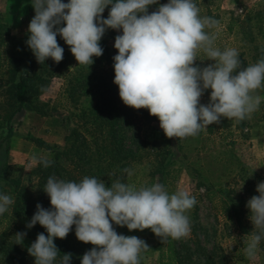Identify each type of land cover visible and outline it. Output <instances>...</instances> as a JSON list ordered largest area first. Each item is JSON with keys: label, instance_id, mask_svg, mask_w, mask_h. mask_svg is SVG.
<instances>
[{"label": "clouds", "instance_id": "1", "mask_svg": "<svg viewBox=\"0 0 264 264\" xmlns=\"http://www.w3.org/2000/svg\"><path fill=\"white\" fill-rule=\"evenodd\" d=\"M35 15L28 25L30 47L39 63L63 59L64 48L57 35L70 46L81 65H92L93 57L102 55L100 41L107 29H122L115 37L113 56L114 83L123 102L136 109L147 108L158 117L167 137L179 139L196 136L221 117L244 120L257 111L261 97L255 90L264 88V58L241 66L238 50L215 46L216 36L206 29L219 21L201 16L195 0H29ZM111 5L108 16L102 14ZM152 5L156 10L149 12ZM214 63L196 65L197 50ZM203 60V59H201ZM211 89L209 102L201 103L205 90ZM32 160L48 167L52 161L43 155ZM129 176L132 170H123ZM50 198V208L36 204L27 222L37 223L47 235L38 233L28 247L34 264H70L72 254L60 253L54 238H65L75 225L78 240L94 245L86 251L81 264H139L140 253L149 248L135 235L118 234L113 224L129 230L151 231L162 240H179L191 233L187 212L197 203L196 197L183 188L169 193L163 183L136 187L112 180L106 186L96 176L81 180L47 178L43 188ZM247 202L254 225L244 248L249 260H255L264 239V181ZM13 201L0 191V215ZM26 232L16 234L23 241Z\"/></svg>", "mask_w": 264, "mask_h": 264}, {"label": "rangeland", "instance_id": "2", "mask_svg": "<svg viewBox=\"0 0 264 264\" xmlns=\"http://www.w3.org/2000/svg\"><path fill=\"white\" fill-rule=\"evenodd\" d=\"M160 3H167V0H160ZM195 3L201 16L213 17L219 21L214 28L206 29L215 34V46L222 50L235 47L242 67L264 58V39L258 38L264 32V0H195ZM110 7L111 5L105 8L102 14L104 18L108 16ZM157 7L152 5L148 11L152 12ZM34 15L35 10L29 0H0V44L13 37L9 40V44L14 46L13 53L21 55L28 52L30 47L26 44L29 35L27 29ZM255 18L256 22L261 23L259 27L253 28L250 24ZM248 25L252 29L246 31ZM119 34H122V29L110 28L104 34L113 53L118 52L114 48V41ZM253 36L258 40L250 41ZM5 48L7 47L4 46L3 50ZM197 57L194 63L201 67L214 63L205 57L202 49L197 50ZM74 66L75 62L70 69L53 77L47 90L40 96L41 102L46 105V115L29 110L17 114L11 124L12 137L9 140L8 154L0 148V167L8 161L12 177L31 185L36 194H39V189L35 185L33 172L39 163L32 160L33 155L52 159L54 151L64 149L67 136L78 126V119L74 115L75 103L66 91ZM210 92L211 89L205 90L200 98L201 103L209 102ZM253 94L258 95L256 92ZM79 100L80 104L86 103L85 98ZM255 112L256 121L263 124L254 123V131L249 128L253 125L245 124L246 127L241 131L236 128L237 122L221 117L219 123L208 125L196 136L182 139L167 137L160 128L159 119L146 122L142 115L135 113L133 120L140 127L148 144L143 146L139 161L127 167L132 170V175L123 171L109 179V186L112 180L120 179L121 182L131 183L136 187L161 182L169 193L176 191L178 187L187 189L196 197L197 203L187 212L191 233L188 237L179 239L183 244L195 250L197 246L193 240L198 238L207 252H213L216 246V252L228 255L231 264H264V239L260 242L255 260H249L244 251L245 242L254 229L246 202L253 195H259L256 186L258 182L264 181V132L261 130L264 121L258 120V116L264 114V106H259ZM81 131L86 134L83 128ZM6 134V128H0V143ZM252 137L255 139L249 143L248 140ZM37 139L48 144L51 149L38 146L35 142ZM249 145L251 148H248ZM116 168L119 169L118 166ZM0 189L14 201L11 188L0 183ZM222 196L230 197L238 203L236 206L242 213L241 218L228 219L223 213ZM241 198L244 200L242 204L239 203ZM117 229L118 234L135 235L149 246L140 253L139 264H159L162 239L150 228L129 230L126 226L117 225ZM13 231V227L3 222L0 215V234L12 233L16 236L17 233ZM17 242L22 250L27 251L33 239L26 235L23 241L17 238Z\"/></svg>", "mask_w": 264, "mask_h": 264}, {"label": "trees", "instance_id": "3", "mask_svg": "<svg viewBox=\"0 0 264 264\" xmlns=\"http://www.w3.org/2000/svg\"><path fill=\"white\" fill-rule=\"evenodd\" d=\"M9 40L0 44V128L7 130L0 148L6 154L9 152L13 119L24 110L46 115V105L41 102L40 96L47 90L53 77L70 69L75 62L66 91L75 103L74 115L78 119V126L67 136L64 149L54 151L53 158L49 159L52 161L50 166L45 168L39 163L35 168L33 175L39 194L31 185L12 177L8 161L0 167V183H5L14 194V201L9 207L11 212L8 210L2 215L3 222L10 224L14 233L26 232L35 241L38 233L47 235L46 229L39 223L28 229L26 224L35 213L37 203L45 208L51 207L50 198L43 190L47 178L54 175L59 179L78 182L86 175L96 176L109 186L110 178L123 173L131 163L139 161L143 146L148 144L140 127L134 122L133 115H142L146 122L158 121V117L151 115L147 108L136 109L126 105L119 96L113 67V56L117 53L112 52L104 35L100 41L104 51L101 56L93 57L92 65L79 64L70 46L59 34L57 41L64 48V53L58 63L50 57L39 63L31 49L16 55ZM4 46L7 47L5 50ZM82 98H85V104L79 103ZM82 128L86 134L81 131ZM35 142L38 146L51 149L41 140ZM221 203L228 219L238 220L242 217L236 206L238 203L232 198L222 196ZM239 203H244L243 198ZM113 227L118 232L117 225L113 224ZM9 235L0 234V264H34L35 258L19 247L17 236L12 233ZM179 241L171 238L162 240L159 264H231L228 255L216 252L218 247L215 246L211 253L207 252L198 238L193 240L197 246L195 250ZM54 243L60 251L57 261L64 253H71L70 264H81L82 255L94 247L90 242L78 240L75 225L65 238H54Z\"/></svg>", "mask_w": 264, "mask_h": 264}, {"label": "crops", "instance_id": "4", "mask_svg": "<svg viewBox=\"0 0 264 264\" xmlns=\"http://www.w3.org/2000/svg\"><path fill=\"white\" fill-rule=\"evenodd\" d=\"M259 4H260V2L257 4V7L259 6ZM256 6V5H255ZM255 11H256V9H255ZM258 11V10H257ZM260 23L261 22H256V18L255 19H253V22L250 24L253 28H255V27H259L260 26ZM230 25V24H229ZM250 25H248L247 27H246V31L247 30H251L252 29V27L250 26ZM264 25V24H263ZM243 29H245V27L243 28ZM242 29V30H243ZM252 32V31H251ZM258 38H261V39H264V32L263 33H261V36H259ZM258 40L257 38H256V36H253L252 38H250V41H253V40ZM263 57H264V54H263ZM255 92L256 93H258V95L261 97V103H260V106H264V88H260V89H257V90H255ZM257 112H254L252 115H251V117L250 118H246V119H244V120H236V119H232L233 120V122H237L236 123V128L238 127L239 128V130H241V131H243L244 130V128L246 127V125L245 124H250V125H253L254 123H260V124H263L262 122H258V121H256L257 119L255 118L256 117V114ZM258 120L259 121H264V114H263V116H261V117H259L258 116ZM240 123V124H239ZM242 123L244 124V125H242ZM254 126L255 125H253L252 127H249L250 129H252L253 131H254ZM261 130H262V132H264V125L262 126V128H261ZM255 138L254 137H252L251 139H249L248 141H249V143H252V141L254 140ZM247 140H245V142H248ZM258 143H262V141H258ZM248 148H251L250 147V145L248 146ZM225 215H226V213L225 212H223ZM227 216V215H226Z\"/></svg>", "mask_w": 264, "mask_h": 264}]
</instances>
